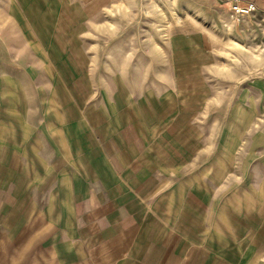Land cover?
Segmentation results:
<instances>
[{
	"label": "rangeland",
	"instance_id": "374dc122",
	"mask_svg": "<svg viewBox=\"0 0 264 264\" xmlns=\"http://www.w3.org/2000/svg\"><path fill=\"white\" fill-rule=\"evenodd\" d=\"M221 14L195 0H0V146L44 152L88 109L133 113L152 95L192 158L228 162L223 187L264 205V20Z\"/></svg>",
	"mask_w": 264,
	"mask_h": 264
},
{
	"label": "crops",
	"instance_id": "0c3cea01",
	"mask_svg": "<svg viewBox=\"0 0 264 264\" xmlns=\"http://www.w3.org/2000/svg\"><path fill=\"white\" fill-rule=\"evenodd\" d=\"M195 2L231 21L253 3L242 20H264V0ZM163 103L88 109L33 155L0 146V264H264V205L223 187L228 162L192 158Z\"/></svg>",
	"mask_w": 264,
	"mask_h": 264
},
{
	"label": "built area",
	"instance_id": "2783aa9c",
	"mask_svg": "<svg viewBox=\"0 0 264 264\" xmlns=\"http://www.w3.org/2000/svg\"><path fill=\"white\" fill-rule=\"evenodd\" d=\"M256 11V6L250 3L246 6L236 3L232 6V17L235 22H239L243 18L252 15Z\"/></svg>",
	"mask_w": 264,
	"mask_h": 264
}]
</instances>
